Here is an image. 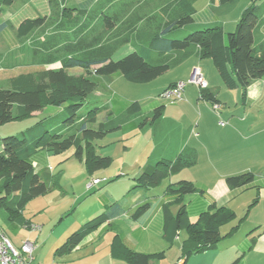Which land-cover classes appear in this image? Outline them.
<instances>
[{
    "label": "crops",
    "instance_id": "1",
    "mask_svg": "<svg viewBox=\"0 0 264 264\" xmlns=\"http://www.w3.org/2000/svg\"><path fill=\"white\" fill-rule=\"evenodd\" d=\"M55 4L56 0H16L3 10L0 15V26L4 24L0 29V88H7L8 81L21 73L36 74L60 68L61 59L56 56L60 44L59 30L55 28ZM38 17H46V24L26 38L18 39V24L25 19ZM195 18L202 24L212 20L211 17L199 18L198 11ZM49 54L53 57L52 62L44 60ZM178 56L182 59L174 67L149 83L134 84L119 75L98 80L91 99L97 100L104 108L101 123L107 120L117 122L114 131H119L125 137L135 135V146L144 147L140 161L119 165L114 174L108 172L113 166L111 164L101 172V179L95 178L100 183L91 188L93 190L100 186L104 180L112 182L99 192L102 194L98 208L104 209L118 203L122 213L101 225L70 253L55 255L65 241L47 258L43 255L46 239L41 235V227L25 217L23 210L21 215L27 221V226L17 231L8 228L13 238L2 228L14 247H19L25 241L35 245L29 264H56L55 260L70 257L71 254L75 259L61 264H125L117 257L116 249L120 244L139 254H163L162 259L151 264H168V260L170 264H182L183 261L179 259L180 246L187 237L185 229L178 233L172 243H167L163 238L165 217L174 216L179 209L173 198H166L164 192L169 184L179 181L190 182L196 188L194 194L182 199L185 203V224L196 223L199 215L212 204L232 211L235 214L232 222H236H230L220 229V235L226 236L236 228L230 236L222 239L215 248L190 257L186 264H264V77L254 81L242 97L240 90L224 88L218 74L213 75L215 69L209 59L202 60L196 53ZM194 69L200 70L208 89L200 91L194 85H186L182 100L167 106L159 95L178 82L186 83ZM210 91L215 93V102L219 105L217 115L211 111L212 104L204 99ZM132 103L138 104L139 112L127 117L126 110ZM161 106L162 117L150 123L147 116ZM42 111L34 113L31 118L42 115ZM185 152L195 154L194 165L181 169L157 187L132 191L134 179L148 161L150 165L174 161ZM101 158L110 160L111 157L107 155ZM32 160L35 172L45 178L51 177L48 190L60 189L58 176L53 178L51 175L50 153L39 152ZM245 173L254 175V182L248 188L231 190L227 187L228 177ZM122 181H126L125 187L117 199L111 194L112 191L116 194L117 190L110 188ZM144 203L149 204V209L138 219H132V212ZM31 225L40 227V231L30 230ZM52 248L46 249L44 254L47 255ZM50 258L52 263L48 261Z\"/></svg>",
    "mask_w": 264,
    "mask_h": 264
},
{
    "label": "trees",
    "instance_id": "2",
    "mask_svg": "<svg viewBox=\"0 0 264 264\" xmlns=\"http://www.w3.org/2000/svg\"><path fill=\"white\" fill-rule=\"evenodd\" d=\"M15 1L0 0V15ZM197 1L168 0L160 8L155 30L147 27V24L136 29L133 35L137 47L117 61L112 60V50L116 48L117 38L110 42L101 40L97 37V27L93 23L84 22L75 26L71 37L61 31L57 33L60 49L56 56L66 51L72 55L61 59L60 68L36 74L21 73L8 81L7 88H0V127L12 121L27 120L34 113L48 107L59 110L62 123L60 128L54 127V131L44 128V120L36 121L18 135L0 140V220L7 228L17 231L20 227L27 226V221L21 215L24 207L48 192L51 177H43L33 167L32 159L37 153L45 151L59 154L73 149V157L79 161L84 160L88 173L103 170L109 164L108 158L95 154L93 144L114 131L117 122L107 120L96 129L91 126L93 118L104 111L97 100L91 99L100 78L119 75L134 84L149 83L174 67L182 59L179 54L190 56L195 53L200 59L211 61L224 88L230 91L240 90L242 97L254 81L264 77V0H251L243 9L235 31L230 34L225 33L220 22L198 23L195 18ZM240 1L219 0V6L212 9L228 14L236 9ZM68 2L70 0H56L54 6V15L63 21L69 12L78 13L79 16L87 15L95 1L80 0L75 5L67 6L69 10L60 11L59 7L66 8ZM109 3L112 0H103L102 5H98L100 15L96 18L107 32L114 29L113 8ZM78 20L79 18L76 21ZM46 21V17L21 21L16 28L17 38H26L43 27ZM56 24L59 25V22L56 21ZM3 26L4 24L0 29ZM173 56L177 57L171 59ZM52 58L49 54L44 60L52 62ZM71 69H81L88 74L93 70V73L72 78L67 75ZM204 99L216 104L215 93L212 91ZM83 109H86V113L79 114ZM139 109L137 103H132L126 110V116L138 114ZM162 115L161 106L155 108L146 119L155 123ZM195 161L193 152L182 153L174 161L155 162L152 165L148 161L134 179L132 191L157 187L181 169L194 165ZM253 182L254 175L251 173L226 179V185L231 190L246 189ZM195 192V186L187 181L169 184L164 192L166 198H173L179 209L174 216L165 217L163 238L167 243H172L178 233L185 229L187 237L180 246L179 259L183 261L182 264H186L194 255L215 248L222 239L236 230L233 228L226 236L220 235V229L232 222L235 214L215 204L201 213L196 223L185 224V203L182 199ZM148 209V203L141 204L132 212L131 218L138 219ZM121 213L122 208L118 203L106 206L100 215L83 224L67 238L56 250V257L64 252L70 253L101 225ZM0 228L3 230L1 225ZM116 251L117 257L125 264H151L163 258L162 253L139 254L121 244Z\"/></svg>",
    "mask_w": 264,
    "mask_h": 264
},
{
    "label": "rangeland",
    "instance_id": "3",
    "mask_svg": "<svg viewBox=\"0 0 264 264\" xmlns=\"http://www.w3.org/2000/svg\"><path fill=\"white\" fill-rule=\"evenodd\" d=\"M79 1L80 0H70V2L67 3L66 8L63 6L59 7V9L60 11L69 10V7L67 6L75 5ZM167 1L168 0H112V3L109 4L113 8L112 20L114 21V29L111 32H107L104 30L103 26L98 24L99 21L96 19L99 18L100 15L98 5H102L103 0H95L87 15L81 14L79 16L78 13L69 12L64 21L62 18L60 19L58 16H55V22H59V25L55 28H58L59 32L62 31L63 33H67V36L71 37L73 33L72 29L75 28V26L79 24L82 25L84 22L93 23L97 27V37H100L101 40L110 42L112 39L115 41L117 38L116 43H118H115L116 48L113 50L111 49L114 51L112 60L117 61L132 53L134 51L133 48L137 47L133 35L136 29L147 24V27L155 30V27L158 24L160 8ZM250 1L251 0H241L236 9L234 8L228 14H221L212 9L219 6V0H198L195 3V9L198 11L199 18L210 15L212 19L211 22L222 23L223 27H225V33L230 34L235 31V25L238 19L242 14L243 9ZM78 18L79 20L76 21ZM103 24L104 23H102V25ZM50 25H52V23H50ZM66 28L69 29L66 30ZM68 52L69 51L62 52L61 55H59L60 59L72 55ZM210 68H212L211 65ZM67 73L69 77L77 78L92 74L93 70H91L89 74L81 69H71L68 70ZM213 75L217 76V73L214 71ZM118 91L121 93L122 90L119 89ZM165 104L167 106L173 105L169 103ZM84 113H86V109L81 110L79 114ZM58 114L59 111H57V109L48 107L42 111V115L35 119L29 118L27 120L12 121L0 127L2 128L0 129V140L5 137L18 135L20 132L30 127L35 121L44 120V128L55 131V128H59L62 125L61 117ZM102 114L93 118L91 121L92 127H98L100 124H103L101 123L103 121ZM214 114L217 115L218 112ZM133 136L135 135L125 137L119 131H114L107 134L103 140L94 142V151L98 157L107 155L111 157L109 164L103 170L106 171L110 165L113 164L108 172L114 174L116 173L115 168L119 165L124 163L135 164L136 160L138 161L141 159L144 147L140 145L135 146L134 142L137 140L133 141ZM137 136L141 138L140 135ZM73 152L74 150L70 149L64 153H50L51 160L49 161V165L53 168L51 175L53 178L58 176L57 183H59L60 189H50L52 191L48 190L44 196L36 198L37 200L34 199L35 201H30L23 209L25 211V217L41 227V235L46 239L45 251L49 247H53L50 252H47V255L44 254L45 251L43 250V255L47 256V258H49L52 255V252L60 247L79 227L94 219L104 211V209L98 208L100 207L99 196L102 194L99 192L103 191L112 183L104 180L101 182L100 186L93 190H91V188L95 185L87 187L89 183L95 180V178L101 179V172L103 170L88 173L85 168L84 160H77L73 157ZM107 179L110 180L111 178ZM122 182L123 183L114 185L110 188L111 190L114 189V191L117 190L115 192L117 195L114 194L113 191L111 193L112 196L117 199L122 195V189L125 187L124 185L126 181ZM99 183L100 181L98 180L96 186ZM89 190H91V192H89ZM233 223L236 222H232V224ZM0 225L6 230L10 238H13L12 232L2 223L1 220ZM74 259L75 257H72L71 254L70 257L66 256L61 260L59 258L58 260H55V262L56 264H61L63 261L69 262ZM48 261L50 263L53 262L52 258L48 259ZM168 264H170L169 260Z\"/></svg>",
    "mask_w": 264,
    "mask_h": 264
},
{
    "label": "built area",
    "instance_id": "4",
    "mask_svg": "<svg viewBox=\"0 0 264 264\" xmlns=\"http://www.w3.org/2000/svg\"><path fill=\"white\" fill-rule=\"evenodd\" d=\"M187 84L194 85L200 91L208 89V83L203 78L199 69L192 71L190 79L184 82H178L174 87L164 91L160 99L166 101L169 104H177L182 100V93ZM219 110L218 104L211 105V111L217 113ZM98 180H94L89 183L87 187L96 185ZM29 229L32 231H40V227L31 225ZM35 245L25 241L19 247H14L6 234L0 228V264H29L33 259V251Z\"/></svg>",
    "mask_w": 264,
    "mask_h": 264
}]
</instances>
